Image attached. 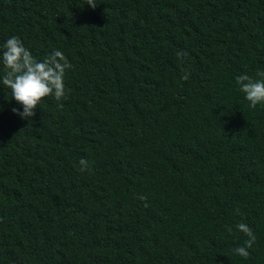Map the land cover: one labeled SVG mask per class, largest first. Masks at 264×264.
<instances>
[{
    "label": "trees",
    "instance_id": "1",
    "mask_svg": "<svg viewBox=\"0 0 264 264\" xmlns=\"http://www.w3.org/2000/svg\"><path fill=\"white\" fill-rule=\"evenodd\" d=\"M86 2L0 0V79L12 36L72 65L31 120L0 83V264H264V0Z\"/></svg>",
    "mask_w": 264,
    "mask_h": 264
},
{
    "label": "clouds",
    "instance_id": "2",
    "mask_svg": "<svg viewBox=\"0 0 264 264\" xmlns=\"http://www.w3.org/2000/svg\"><path fill=\"white\" fill-rule=\"evenodd\" d=\"M86 4L92 9L97 7L95 0H87ZM3 48L4 73L0 83L11 90L12 100L23 107V112L17 108L11 109L12 112L24 120H31L30 118L35 115L34 110L49 96L54 97L57 106L62 109L64 105L60 102L67 99L65 76L67 70L72 68L65 55L60 50H53L50 55L39 61L17 36L7 39ZM187 55L188 53L184 51L177 53L178 58ZM256 76H264V71H257ZM189 77L190 73L185 69L181 79L187 81ZM235 81L244 98L249 102L250 108L255 109L257 105H264V79L257 80L247 74H241L235 78ZM79 164L80 171L88 170V162L85 159L82 158ZM139 199L147 198L140 196ZM147 206L145 204V207ZM236 228L249 239L245 241L244 246L234 248L233 252L246 259L250 255L248 249L255 243L256 237L245 223H238ZM227 230L232 231L231 228Z\"/></svg>",
    "mask_w": 264,
    "mask_h": 264
}]
</instances>
